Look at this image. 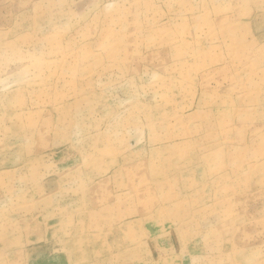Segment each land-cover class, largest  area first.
<instances>
[{"label":"rangeland","instance_id":"1","mask_svg":"<svg viewBox=\"0 0 264 264\" xmlns=\"http://www.w3.org/2000/svg\"><path fill=\"white\" fill-rule=\"evenodd\" d=\"M0 264H264V0H0Z\"/></svg>","mask_w":264,"mask_h":264}]
</instances>
